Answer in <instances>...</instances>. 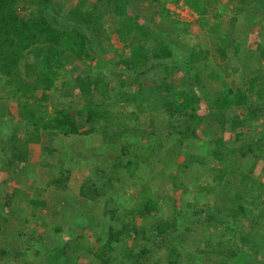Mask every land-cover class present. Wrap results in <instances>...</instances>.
<instances>
[{
  "label": "trees",
  "instance_id": "trees-1",
  "mask_svg": "<svg viewBox=\"0 0 264 264\" xmlns=\"http://www.w3.org/2000/svg\"><path fill=\"white\" fill-rule=\"evenodd\" d=\"M77 1L75 6L71 7L68 0H0V78L5 82L7 93L18 99L20 107L18 117L24 119L22 120L25 130L24 137L34 135L37 127L44 132L60 133L63 137L87 136L94 130L84 128L82 123L96 121L101 125V121L104 119L101 105L95 103H89L78 109L71 106L52 107L53 111L51 112L44 108L36 116V119L31 117L30 110L21 105L23 100L28 99L34 90H41L43 100H46L48 98L46 92L57 89L56 82L58 80H60L61 89L71 85L74 79L65 71L67 55L82 62L90 60L88 45L91 39L83 32V29L72 30L68 22L78 21L83 28L86 26L88 29H97L105 34V24L99 18L102 16L99 6H113L112 16L118 21V27L114 28L115 34L123 43L120 50L122 58L120 57L118 65L132 70L143 69L154 62H158L159 66H162L172 56L173 52L167 44L149 45L150 34L142 29L141 24L135 18H131L127 14L130 0H99V6L96 3L92 4V1L89 6L84 0ZM164 1L162 2L164 5L166 2H178V0ZM222 1L185 0L184 3L197 15V18L203 19L210 7H215V4L222 3ZM146 3L147 7L152 9L156 3L160 6L159 0H147ZM164 5L161 7L163 10ZM235 5L236 13L246 17L247 25L248 19L256 25L264 20V0H236ZM220 16H222L220 11L214 15L215 19ZM36 17L38 18L36 19ZM213 26L216 29L219 27L218 24ZM241 34V31L230 27L222 32L214 42L218 43L217 52L220 62L229 58L226 61L227 64L222 65L220 71L218 70L219 72L200 77L196 72L190 73V69L185 67L179 70L180 74L177 77L173 76L167 79L172 83L171 86L180 77L183 81L185 78H189L190 81L183 88L173 87L174 90L169 92L170 95H173V100L163 103L165 110L162 112L169 118L164 124L168 123L169 126H167L172 128L168 133L172 134L170 137L175 141L173 148L177 150L168 156L166 164H159L154 158V142L158 141V138L153 139L154 141L151 140L150 137L154 133L145 132L143 125L152 126L154 124L155 120L149 116L147 111L157 109L152 101L154 97L160 96L159 92L162 95L165 94L170 83L162 91L152 94L151 98L146 92L139 91L137 99L133 103H129L133 111L126 118L135 120L142 131L138 134L134 133L137 131H132L134 134L131 139L137 144L126 142L122 144L117 155L97 159L91 174L79 183L73 199L85 201L81 209L79 205L77 206L75 213L78 215L80 212L81 216L95 221L100 235L97 237L98 243L94 246V250L84 241L83 236H78L76 244L74 243L71 247L73 253L86 252L91 256L90 264H120V262L121 264H138L139 261L142 263L143 259L153 255L156 248L162 247V262L172 264L173 260H176L179 262L175 264H193L194 258L183 259L180 253L181 248H176V245H181L180 241L175 239L168 243L170 234L182 233L186 236L185 246L190 252V245L194 238L202 233V228H206L210 223H215V217L218 214H220L218 217L221 216L219 224H228L227 228L229 229L227 230L230 232L234 230L231 224H234L232 221H236L238 214L242 215L240 217H245L247 213L257 211L258 215L257 213L253 214L254 224H264L261 222L263 217H259L264 214V202L260 198H258L259 206L257 208L252 206L253 208L251 207V212H249L241 206H232L231 202L229 203L227 200V195L221 193L222 188L219 187V185L225 187L221 178H229L232 175H237L236 178L243 184L251 180V165L255 162L253 159L256 157V154L252 155V152L248 155L249 159L247 158V150L251 151V147H228L229 144L226 143L227 139L223 137V132L229 109L244 108L245 110V114H241V119L235 117L232 129L229 131L237 134L236 139L242 136V130L246 126L251 127L254 133L262 137L260 142L264 139V104H259L264 101V64L260 61V59H264V43L252 48L244 42ZM108 35L107 32L104 35L107 39H102L101 36L95 34L92 40L96 46L103 48L109 43ZM178 45L181 46L179 43ZM124 48L129 50L130 54L129 51L127 54L124 53ZM184 49L191 52L193 50V48ZM28 56L32 58L33 64V79L31 81L24 77L21 70V64ZM196 57L195 54L190 53V62L196 60ZM191 63L188 62L189 68L194 62ZM164 69L167 70L168 67L164 66ZM209 77L212 82L210 85L208 84ZM79 78L76 77L75 81L79 91L84 95L86 83ZM202 82H206L208 85L204 84L206 105L200 109V97L193 90L195 87L203 85ZM72 85L76 84L72 83ZM126 96L127 94L123 93L120 100L125 101ZM23 108L27 110L28 118L33 119V123L24 118ZM201 111L204 114H201ZM142 114L145 121L140 122L139 116ZM120 116L122 115H118L119 118H121ZM83 118L84 120H82ZM211 125H219L222 135L208 141L205 155L197 156L187 152L185 148H189V142L193 143L201 139L200 128H209ZM31 128H35L33 132L27 131ZM0 133V140L5 146L1 154H3L2 156L7 154L8 167L13 166L15 162L25 161L27 157L26 144L21 141L19 136L10 128L7 130L2 128ZM246 145L250 144L246 143ZM226 151L231 155L227 156L224 153ZM236 155L243 158L244 164L238 165V161L234 160ZM257 156L259 160L264 161L263 154L259 153ZM212 163L222 166L213 172L215 176L211 179L218 183L212 186L218 188L217 193L211 194L212 187L204 185L194 192L193 187L196 184L190 179L192 174L197 170L199 174L204 175V171ZM172 170L175 177L172 179L170 189L165 193L166 195L164 194L163 200H169L173 205L169 209L177 211V213L155 219L157 212L161 210L158 201L162 200V193L154 192L150 188L149 182H146L143 187L139 188L138 186L137 190L132 192L135 199L132 201V206L125 209L127 210V221H123L116 215L119 212L118 207L116 209L109 208V205H113V203L112 197L108 195H113V197L117 195L125 179L134 176V173L150 172V176L153 175L156 177L155 179H160L163 173ZM57 171L58 177L51 181V185L56 191L66 194L74 184L73 181H68L71 169L58 167ZM202 179L197 177L195 181ZM240 185L242 186L241 183ZM128 190L127 188L124 191V195ZM205 196H210V199L204 198ZM258 197L262 196L258 195ZM177 203L181 204L178 209H176ZM204 210H208L210 214H203ZM229 212L235 216L229 217ZM136 214H138L137 216L141 215L142 220H137ZM91 215L94 216L91 217ZM78 218L80 219L79 216ZM151 218L155 221L152 222ZM186 218L189 220H185ZM145 219H147V223L143 221ZM81 223L82 221L80 225ZM81 228L83 231L87 226L83 224ZM123 240L127 241L129 245L119 249L118 244H121ZM231 244L232 242L227 244L226 254H229V258H235L240 249L237 244L235 248H232ZM223 245V241L219 243L221 255ZM0 252L2 253L1 250ZM197 261H200V254ZM153 264H161V260L155 261Z\"/></svg>",
  "mask_w": 264,
  "mask_h": 264
},
{
  "label": "rangeland",
  "instance_id": "rangeland-1",
  "mask_svg": "<svg viewBox=\"0 0 264 264\" xmlns=\"http://www.w3.org/2000/svg\"><path fill=\"white\" fill-rule=\"evenodd\" d=\"M91 1L92 4L96 3L99 6V0H84L87 6ZM146 1L130 0L127 14L131 18H135L141 24L142 29L150 34L149 45L155 43L169 45L173 53L171 58L166 60L162 66H159L158 62H154L145 66L144 70L138 68L132 70L124 68L123 65H118L121 60L120 57L122 58L120 50L123 43L115 34L114 28L118 27V21L112 16L114 7L100 5L99 10L102 16L99 18L105 24V34L107 32L109 34L107 46L98 47L92 40L95 34L101 36L102 39H107L105 34L96 28V30L88 29L86 26L83 28L78 21L68 22L72 30L83 29V32L91 39L88 45L90 60L82 62L70 55H67L65 59L67 63L65 71L74 79L72 83L76 85L73 86L71 83L70 86L61 89L60 80H58L56 82L57 89L46 92L48 94L46 100H43L41 90H34L32 95L23 100L21 104L22 107L30 110L31 117L35 119L44 108L51 112L53 111L52 107L71 106L78 109L87 106L89 103L100 104L104 118L101 125L96 121L82 123L84 128L94 130L91 134L63 137L60 133L44 132L37 127L34 135L24 137L25 130L22 124L24 119L18 117L20 109L18 99L7 93L5 82L0 78V127L13 130L26 144L27 150L25 161L15 162L13 166L8 167V156L7 154L2 156L1 153L5 146L0 140V250L2 251V253L0 252V264H90L91 256L89 254L84 251L75 254L71 247L74 243L76 244L78 236H83L84 241L94 250V246L98 243L97 237L100 235V230L95 221L86 219L85 216H81L80 212L78 215L75 213L78 205L80 209L84 206L85 200L77 201L73 197L77 192L79 183L91 174L97 159L117 155L122 144L126 142L135 143L131 139L132 135L138 134L142 128L137 125L135 120L126 118L133 111L129 103H133L137 99L136 96L139 91L146 92L151 98L152 94L162 91L170 83L165 94L162 95L159 92L160 96L154 97L152 103L156 105L157 109L147 111L149 116L155 120L154 124L152 126L143 125L145 132L154 133L150 137L151 140L158 138V141L154 142V158L159 164H166L168 156L177 150L173 148L175 141L170 137L172 134L168 133L172 128L168 127V123L164 124L169 118L162 112L165 110L163 103L173 100V95L169 94L171 90H174L173 87L183 88L190 81L189 78H185L183 81L180 77L171 86L172 83L167 79L173 76L174 78L177 77L180 74L179 70L185 67L190 69V73L196 72L198 76L206 77L218 71L222 65H226L229 58L220 62L217 52L218 43L215 44L214 42L222 32L230 27L241 31L244 42L252 48L264 43V20L256 25L248 19L247 25L246 17L236 13V0H223L222 3L215 4V7H210L203 19L197 18V15L191 13L190 10V12L187 11L188 9L183 3L185 0H178L176 3L166 2L165 5L162 4L164 0H159L160 6L156 3L154 9L147 7ZM77 2V0H68L71 7H74ZM162 5L165 6L164 10L161 8ZM105 10L106 12H104ZM218 11L222 13V16L215 19L214 15ZM215 24L219 25L218 29L214 28L213 25ZM184 48H193V50L191 52ZM128 51L123 49L126 54ZM128 53L130 54V51ZM190 53L197 56L196 60L193 61L194 63L192 62L191 68L187 66L188 62L191 63L189 60ZM260 61L264 64L263 58ZM164 66H167L168 69H164ZM21 70L28 81L33 79V64L30 56L23 60ZM76 77H80L79 79L86 83L84 95L79 91L75 81ZM211 83L209 77L208 84ZM202 84L193 90L200 97V109L206 105V82H202ZM123 93L127 94L125 101L120 100ZM259 104L263 105L264 101L259 102ZM25 108H23V113L27 120L29 113ZM202 111L200 113L204 114ZM228 113L223 132V137L227 139L226 143L229 144L228 147H251V151L247 150V158L249 159L248 155L252 152V155L256 154V157L254 159L250 157L255 161L251 165L250 172V177L253 180L245 181L246 183L243 184L238 178H235L238 177L237 175H232L229 178H221L225 187L220 185L219 187L222 188L221 193L227 195V200L229 203L231 202L232 206H241L251 212L253 207L259 206L258 198L264 202V167H262L264 161L261 165L262 161L257 158L259 153L264 155V139L260 142L262 137L254 133L249 126H246L242 130V136L236 139L237 134L229 131L232 129L235 117L241 119V114H245V110L244 108H234V110L230 108ZM118 115H122L121 118ZM139 117L140 122L145 121L143 114ZM30 122L33 123V119ZM34 129L31 128L27 131L33 132ZM133 130L137 132L133 133ZM199 134L201 139L193 143L189 142V148H185L187 152L197 156L205 155L208 141L222 135L219 125H211L209 128L201 127ZM246 143L250 145L247 146ZM224 153L227 156L231 155L227 151ZM234 160L238 161V165L244 164L243 158L238 155L235 156ZM58 167L71 169L68 174V181H73L74 184L66 194L56 191L51 185V181L58 177ZM219 167L222 166H216V163H212L204 171V175L199 174L196 170L190 178L196 184L193 187L194 192L203 185L212 187L218 184L216 180L211 179L215 176L213 172ZM237 170L236 173H238ZM173 173V170L165 172L160 179H155L156 177L153 175L150 176V172L134 173V176L125 179L117 195L113 197V195L107 194L112 197L113 203V205H109V208L116 209L118 207L119 212L116 215L123 221H127V210L125 209H129L135 199L132 192L137 190L138 186L139 188L143 187L146 182H149L150 188L154 192L162 193V200L158 201L161 210L157 212L155 219L177 213V211L169 209L171 206L173 207L169 200H163L164 194L170 189L172 179L175 177ZM197 177L203 179L195 181ZM127 188L129 190L124 195ZM212 189L211 194L217 193V187H212ZM134 195L136 196L135 192ZM258 195L262 197H258ZM210 196L204 198L210 199ZM176 206L178 209L181 204L177 203ZM204 213L210 214L208 210H204ZM256 213L258 215L257 211H252V213H247L245 217H240L242 215L238 214L236 221H232L234 224H231V227L234 228L233 232L227 230L229 229L227 228L228 224H219L221 216L218 217L220 215L218 214L215 217L216 222L202 228V233L194 238L190 245V252L185 246L187 237L182 233L170 234L168 243L175 239L180 241L181 247L176 245V248H181L180 253L183 259L194 258L195 263L193 262V264H264V224H254L253 214L256 215ZM231 215L232 213L229 212V217ZM140 216H137V220H142ZM234 216L232 215V217ZM260 216L263 217L261 222L264 223V214ZM189 218L185 220L188 221ZM150 220L155 221L152 218ZM143 221L147 223V219ZM83 224L87 228L82 231ZM222 241L224 245L221 255L219 243ZM230 242H232V248H235L237 244L240 249L235 258H229V254H226L227 244ZM127 245L129 243L123 240L121 244H118V248L122 249ZM199 254L200 261L198 262ZM160 260L161 264H169L162 262V247L156 248L153 255L143 259L142 263L139 261L138 264H153V262ZM178 262L173 260L172 264Z\"/></svg>",
  "mask_w": 264,
  "mask_h": 264
},
{
  "label": "clouds",
  "instance_id": "clouds-1",
  "mask_svg": "<svg viewBox=\"0 0 264 264\" xmlns=\"http://www.w3.org/2000/svg\"><path fill=\"white\" fill-rule=\"evenodd\" d=\"M184 3V2H183ZM182 4V3H181ZM185 4V3H184ZM185 8H187L188 10L187 11H189L190 9L186 6V4H185ZM191 11V10H190ZM189 11V12H190ZM191 13H193L192 11H191ZM194 14V13H193Z\"/></svg>",
  "mask_w": 264,
  "mask_h": 264
},
{
  "label": "crops",
  "instance_id": "crops-1",
  "mask_svg": "<svg viewBox=\"0 0 264 264\" xmlns=\"http://www.w3.org/2000/svg\"><path fill=\"white\" fill-rule=\"evenodd\" d=\"M263 164V162L261 163V165ZM263 166H264V164H263ZM236 178V177H235Z\"/></svg>",
  "mask_w": 264,
  "mask_h": 264
}]
</instances>
